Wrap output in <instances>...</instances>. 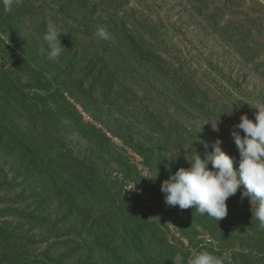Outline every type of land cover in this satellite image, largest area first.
<instances>
[{"label":"rangeland","instance_id":"1","mask_svg":"<svg viewBox=\"0 0 264 264\" xmlns=\"http://www.w3.org/2000/svg\"><path fill=\"white\" fill-rule=\"evenodd\" d=\"M41 1L22 0L7 22L0 13V81L10 83L0 136H14L0 140L2 254L172 264L207 250L223 264H264L243 188L219 221L167 205L161 191L217 139L238 167L231 132L264 104V0ZM49 18L62 32L58 63L40 51Z\"/></svg>","mask_w":264,"mask_h":264},{"label":"clouds","instance_id":"2","mask_svg":"<svg viewBox=\"0 0 264 264\" xmlns=\"http://www.w3.org/2000/svg\"><path fill=\"white\" fill-rule=\"evenodd\" d=\"M21 3L22 0H0L5 12L12 11L14 6ZM95 35L108 39L107 25H98ZM61 36L60 28L49 18L41 37L40 51L57 63L65 51ZM255 109V121L246 114L242 115L231 132L239 152L238 167H234L235 158L222 150L220 139L213 143L211 151L204 152L203 158L195 150L191 159L186 158L189 168L170 172L169 177L161 183L167 205H178L182 210L194 207L199 214L219 221L228 213L226 202L229 197L243 188L241 197L249 198L252 218L258 221V229L264 231V104ZM239 130H242L243 136ZM156 176L149 175L146 178ZM171 261L172 264H223L220 257L207 250L192 253L187 261L183 254L177 253Z\"/></svg>","mask_w":264,"mask_h":264},{"label":"trees","instance_id":"3","mask_svg":"<svg viewBox=\"0 0 264 264\" xmlns=\"http://www.w3.org/2000/svg\"><path fill=\"white\" fill-rule=\"evenodd\" d=\"M36 2H39V3H42V1L41 0H35ZM70 2H74V3H80V1L79 0H69ZM69 1H67V2H69ZM2 9H3V5L2 4H0V13H1V11H2ZM14 12H21V9H20V6L18 5V6H14L13 7V9H12ZM7 15L4 17V18H6V22L7 21H10V14H11V11L9 12V13H6ZM2 17L0 16V19H1ZM74 22V21H73ZM80 27L81 28H87L86 26H84V25H80ZM43 29H46V27L44 26V28ZM0 44L2 45V49L4 50V46H3V44H2V42H0ZM2 65H0V74H4L5 72L4 71H2ZM7 85V86H9L10 85V83L9 82H7V81H0V89H2V85ZM192 83L191 82H189L188 80H187V82H186V86H187V90L188 89H191L192 88ZM5 117L6 116H3V118L5 119ZM14 136L12 135V133L11 132H8L7 131V135L5 136V135H1L0 136V140H1V143L2 142H5V143H12V138H13ZM34 159H36V161L35 162H33L34 163V166H35V168L36 167H39L38 165L40 164V160H39V158L37 157V156H32ZM2 233H0V235H1ZM14 240V237L12 238V241ZM2 246L3 247H5L6 249H8V244H4L3 245V243L2 242H0V264H35L34 262H37V260L36 259H32L31 257H29V258H25V257H23V256H20V255H17L16 254V248H14V247H12L10 250H8V254L7 253H5L4 255L2 254ZM51 262H54L53 264H65V263H63L60 259H49ZM104 261H106V260H104ZM186 261V260H185ZM172 262V261H171ZM106 263V262H105ZM167 264H170V263H167Z\"/></svg>","mask_w":264,"mask_h":264}]
</instances>
